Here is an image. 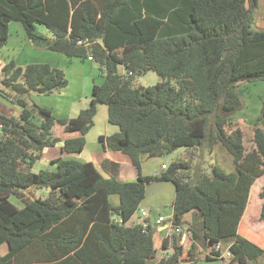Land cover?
I'll return each mask as SVG.
<instances>
[{
	"label": "trees",
	"instance_id": "16d2710c",
	"mask_svg": "<svg viewBox=\"0 0 264 264\" xmlns=\"http://www.w3.org/2000/svg\"><path fill=\"white\" fill-rule=\"evenodd\" d=\"M258 3L0 0V47L8 42L10 23L18 21L33 41L69 58L92 57L105 72L104 81L93 84L89 105L66 118L31 100L34 92L49 95L66 88L63 69L45 62L4 64L0 95L19 106L20 115L0 112V246L9 247L0 264H196L199 247L209 250L207 260L224 259L217 244L228 245L230 264L264 256V246L248 236L251 229L242 222L251 188L264 175V98L250 147L232 120L244 106L240 84L264 80V29L253 28ZM150 70L161 81L136 86V77ZM100 103L108 106V121L119 131L100 135L99 141L128 158L137 180H123L119 162L103 160L105 176L93 161L70 157L85 149ZM58 125L80 135L63 141L61 155L52 161L55 170L33 172L44 151L62 141ZM219 143L232 154L235 171L192 164ZM180 147L188 149V161L142 173L144 158ZM152 181L174 184L172 210L177 223L188 224V249L175 239L172 250L158 257V229L150 220L128 225ZM42 188L50 189L45 198L27 194ZM115 194L117 204L111 202ZM260 198L264 220V188ZM161 250H169L165 237Z\"/></svg>",
	"mask_w": 264,
	"mask_h": 264
},
{
	"label": "rangeland",
	"instance_id": "374dc122",
	"mask_svg": "<svg viewBox=\"0 0 264 264\" xmlns=\"http://www.w3.org/2000/svg\"><path fill=\"white\" fill-rule=\"evenodd\" d=\"M10 39L6 45L0 47V79L3 77V66L6 62L10 60H15L18 66L25 67L28 63L33 62H45L49 63L52 66L59 67L63 69L66 73L68 79V85L61 91L55 92L53 94L44 95L33 93L31 100L38 103L39 105L45 107H51L53 113L56 116L60 117H69L75 116V111L77 108H84V104L87 99L92 95V87L94 82L101 84L104 81L105 72L101 70L99 63L91 61L88 58H69L64 54L57 53L50 50L46 44L43 42L33 41L30 39L21 22L13 21L10 23ZM254 29H264V0H259L258 7L254 11ZM40 30L47 36L52 37V35L44 28L40 27ZM120 70L123 71V67H120ZM161 81L159 74L153 70L147 71L146 73L139 75L135 79L136 86H151L156 85ZM174 86H177L174 80H171ZM1 85V84H0ZM240 89L242 90V98L244 100V106L241 110L236 112L232 116L233 124L242 127L246 144L248 147L252 145L251 140L254 134V124L257 121V118L261 114L262 100L264 98V80H258L256 82H242L240 84ZM77 100L76 106L72 109L71 102ZM38 101V102H37ZM69 105L71 106V113L68 112ZM101 107V106H100ZM103 109L104 113H101ZM0 112L7 115H14L19 117L20 108L16 104H12L9 101L5 100L0 96ZM68 114V115H67ZM98 124L92 128L90 134L91 139L89 140L88 147L83 153L72 154L70 157L80 160V161H93L100 171L105 175L109 176L102 167L101 162L103 160L114 161L109 157L110 152H105L102 143L99 141V136L95 135L96 131H101L104 129L102 134L106 133L105 127L108 123L104 121L108 120L107 106L103 104L102 108H99L98 112ZM113 125V124H110ZM58 127V126H57ZM55 129L56 135L61 137L63 140L74 138L80 135L79 131L74 132H63L61 129ZM230 128V127H229ZM77 133V135H74ZM1 134V129H0ZM74 135V136H73ZM70 136V137H69ZM98 147V148H97ZM101 150L97 152V150ZM188 149L185 147H180L175 151L163 155V156H154L150 158H145L144 166L141 165L142 172L154 173L161 166V162L165 161L168 164L176 161L177 159H183L188 161L190 159L187 152ZM57 154H60V149L56 146L51 147L49 151L39 160H37L34 165L31 167L33 172H39L42 169L55 170L56 166L53 165L52 159L56 157ZM60 156V155H59ZM200 162L204 167L209 168L212 164L220 165L227 172L235 171V163L232 154H230L227 149L221 144H217L213 152L205 150L202 155L195 156L192 160V164ZM118 162V161H116ZM120 163V162H119ZM111 166L113 164L110 163ZM121 164L118 166V169L121 171ZM137 170V168H136ZM119 175V174H118ZM120 176L123 180L134 181L137 180V172L135 168L124 167V172ZM264 188V175L259 177L253 184L249 202L246 208V211L243 216L244 224L249 226L252 233H246L242 229L243 234L250 237L253 234L256 242L259 239V243L264 246V241L261 240L262 233L264 234V220L260 219V213L262 208L263 200L260 198V192ZM50 189H32L28 191L27 194L35 196L37 198H45L49 195ZM175 198V186L172 182L167 181H152L146 186L145 197L142 200L139 209L136 211L134 216L128 222V225L133 223L146 222L148 217L152 226L157 228V219L163 215L167 216L172 213V204ZM11 200L16 203L18 206H21L22 203L16 198L12 197ZM111 202L117 204L119 202L118 195L111 196ZM145 212V214H143ZM187 218H190V215H187ZM155 246L158 249V257L161 255V234L157 231L154 233ZM189 247V246H188ZM187 247V249H188ZM228 245L223 246V259H213L207 260L203 258L206 253L209 252L208 249H202L199 247V252L201 258L197 261L196 264H230L229 256H226L225 249ZM9 250L8 244L4 243L0 246V256L5 254ZM264 264V256L257 259L255 262H249V264ZM187 264V263H182ZM191 264V263H190Z\"/></svg>",
	"mask_w": 264,
	"mask_h": 264
},
{
	"label": "crops",
	"instance_id": "0c3cea01",
	"mask_svg": "<svg viewBox=\"0 0 264 264\" xmlns=\"http://www.w3.org/2000/svg\"><path fill=\"white\" fill-rule=\"evenodd\" d=\"M12 25L10 24V27H11ZM10 39V38H9ZM9 39H8V41H9ZM7 44V43H6ZM90 60V59H89ZM92 61V60H91ZM1 96V95H0ZM2 98H4L3 96H1ZM90 100H91V97L90 98H88L87 99V101H86V103L84 104L85 106H84V108L85 107H87L88 105H89V103H90ZM38 102V101H37ZM76 102H77V100H74V101H72L71 102V105L73 106L72 107V109L76 106ZM39 103V102H38ZM42 106V105H41ZM101 106V107H100ZM102 106H103V104L102 103H100V104H98V111H97V114H96V116H95V125L93 126V127H95L97 124H98V119H97V117H98V112H99V108H102ZM107 106V105H106ZM49 108H51V107H49ZM52 109V108H51ZM81 109H83V108H77L76 110H72V111H75V116L78 114V112L81 110ZM102 111H101V113H104V111H103V109H101ZM68 112H70L71 113V106L69 105V110H68ZM107 114H108V106H107ZM68 115V114H67ZM69 117H73V116H71V114H69ZM109 121L107 120H105L104 121V123H108ZM57 127V126H56ZM92 127V128H93ZM57 128H59V129H61L63 132H65L64 131V129H63V127L62 126H59L58 125V127ZM92 128L90 129V131L86 134V138H87V144H86V147H85V149L88 147V143H89V140L91 139V136H90V134H91V132H92ZM105 129H106V133L105 134H102L103 133V131H104V129L103 130H101V131H96L95 132V135H105V136H107V135H111V134H113V133H115V132H117V131H119V127L118 126H116V125H110V123H108V125H107V127H105ZM74 135H77V133H75ZM73 135V136H74ZM70 137V136H69ZM61 138V137H60ZM62 139V138H61ZM63 139H62V141L61 142H59V144L56 146L57 148H59L60 149V154H57L56 155V157H54L53 159H52V161L55 159V158H57L59 155H61V146L63 145ZM98 148V147H97ZM85 149L81 152V153H83L84 151H85ZM107 150L108 149H106L105 150V152H107ZM49 151V148H47L45 151H44V154H43V156L47 153ZM99 151H101L100 149L99 150H97V152H99ZM108 152H110V155H109V157L111 158V159H114L115 161H118V162H120V164H121V166H122V168H121V174L124 172V167H132V168H135V171L137 172V170H136V167L128 160V158L124 155V154H122V153H119V152H112V151H110V150H108ZM89 161V160H88ZM144 161H145V158H144V160H143V162H142V166H144ZM166 164V165H168V163L167 162H165V161H162L161 162V166H159V168H158V170L156 171V172H154L153 174H157V173H161L162 171H163V168H162V164ZM143 169V168H142ZM143 173V172H142ZM144 175H151L152 173H147V174H145V172L143 173ZM122 177V176H121ZM167 182H170V181H167ZM187 215H190V218H187ZM244 216V215H243ZM150 217H148V219H149ZM190 219H191V213H188V214H186L185 215V217H184V220H185V222H189L190 221ZM242 222L244 223V220H243V217H242ZM158 232L161 234V237L162 238H164V231H160L159 229H158ZM186 248V247H185ZM172 249H169L168 251H167V253H169L170 251H171ZM163 255V252H162V250H161V255H160V257ZM224 260V259H223Z\"/></svg>",
	"mask_w": 264,
	"mask_h": 264
},
{
	"label": "built area",
	"instance_id": "2783aa9c",
	"mask_svg": "<svg viewBox=\"0 0 264 264\" xmlns=\"http://www.w3.org/2000/svg\"><path fill=\"white\" fill-rule=\"evenodd\" d=\"M90 59H92V57H90ZM162 168L163 169L167 168V165L163 163ZM143 214H145V212H143ZM157 229H159L160 231H164V237L169 242V249H172L175 239H177L179 243L183 244V246L186 247V249L190 245L191 232L188 228V224L177 223L175 221L173 211L171 214L167 216L161 215L157 219ZM222 249L223 246L221 244H217L215 246L216 251ZM162 252L164 255L167 252V250H163ZM225 252H226V256L231 255V252L228 247L225 249ZM221 258H224L223 251Z\"/></svg>",
	"mask_w": 264,
	"mask_h": 264
}]
</instances>
